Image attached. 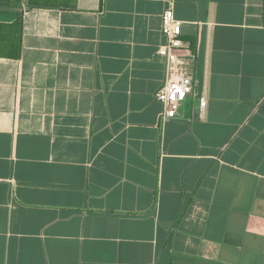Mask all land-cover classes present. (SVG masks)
Wrapping results in <instances>:
<instances>
[{
	"label": "crops",
	"instance_id": "0c3cea01",
	"mask_svg": "<svg viewBox=\"0 0 264 264\" xmlns=\"http://www.w3.org/2000/svg\"><path fill=\"white\" fill-rule=\"evenodd\" d=\"M36 2L0 0V264H264V0H173L166 121L167 0Z\"/></svg>",
	"mask_w": 264,
	"mask_h": 264
},
{
	"label": "built area",
	"instance_id": "2783aa9c",
	"mask_svg": "<svg viewBox=\"0 0 264 264\" xmlns=\"http://www.w3.org/2000/svg\"><path fill=\"white\" fill-rule=\"evenodd\" d=\"M162 33L166 43L158 54L165 60V82L158 90L156 99L163 106L161 119L175 118L182 104L194 95L193 62L195 55L182 56L179 52L190 53V45L182 39V23L176 19L173 0H167V7L162 16ZM207 106L205 97L200 99L199 116L203 117Z\"/></svg>",
	"mask_w": 264,
	"mask_h": 264
},
{
	"label": "trees",
	"instance_id": "16d2710c",
	"mask_svg": "<svg viewBox=\"0 0 264 264\" xmlns=\"http://www.w3.org/2000/svg\"><path fill=\"white\" fill-rule=\"evenodd\" d=\"M30 6H38L39 4L36 2V0H28Z\"/></svg>",
	"mask_w": 264,
	"mask_h": 264
}]
</instances>
